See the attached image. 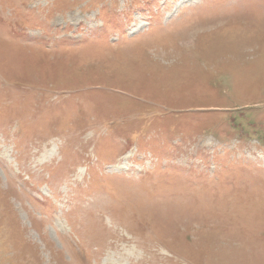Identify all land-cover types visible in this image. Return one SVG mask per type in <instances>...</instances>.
Instances as JSON below:
<instances>
[{"label":"rangeland","instance_id":"rangeland-1","mask_svg":"<svg viewBox=\"0 0 264 264\" xmlns=\"http://www.w3.org/2000/svg\"><path fill=\"white\" fill-rule=\"evenodd\" d=\"M0 264H264V0H0Z\"/></svg>","mask_w":264,"mask_h":264},{"label":"bare ground","instance_id":"bare-ground-1","mask_svg":"<svg viewBox=\"0 0 264 264\" xmlns=\"http://www.w3.org/2000/svg\"><path fill=\"white\" fill-rule=\"evenodd\" d=\"M120 262V261H119Z\"/></svg>","mask_w":264,"mask_h":264}]
</instances>
